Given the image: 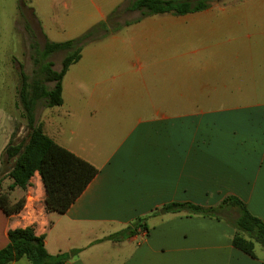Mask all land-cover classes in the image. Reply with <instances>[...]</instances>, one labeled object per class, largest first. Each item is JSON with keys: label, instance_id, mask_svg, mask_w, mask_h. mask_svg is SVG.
<instances>
[{"label": "crops", "instance_id": "0c3cea01", "mask_svg": "<svg viewBox=\"0 0 264 264\" xmlns=\"http://www.w3.org/2000/svg\"><path fill=\"white\" fill-rule=\"evenodd\" d=\"M119 1L108 0L109 10ZM227 2L197 12L149 14L126 26L128 36L115 31L104 40L106 46L82 48L63 75L62 103L44 106L37 121L47 136L97 172L63 213L45 209L38 172L25 188L9 190L10 201L23 197L24 205L11 215L0 209V248L8 243L9 229L32 226L44 236L49 254H66L62 264H264L260 245L255 244L254 256L233 246L236 229L226 221L185 212L153 213L170 202L211 206L235 196L264 222V100L242 96L234 84L155 78L164 65L191 71L221 68L213 56L222 50L223 20L213 7L233 6ZM104 16L100 12L97 17ZM35 19L50 40L51 31ZM120 38L123 46L117 51ZM87 49L105 50L110 62L117 52L138 61L108 63L112 71L121 70L109 80L100 79L105 63L93 64L90 90L88 82L74 80L75 92L67 94V76ZM160 51L162 58L156 55ZM184 54L187 60L179 68L160 63ZM102 86H112L116 93H102ZM79 92L89 93L81 98ZM12 132L0 128V191L12 182L10 163L2 155ZM138 218H144L147 230L137 226L120 240L105 238ZM8 264L31 263L21 257Z\"/></svg>", "mask_w": 264, "mask_h": 264}, {"label": "trees", "instance_id": "16d2710c", "mask_svg": "<svg viewBox=\"0 0 264 264\" xmlns=\"http://www.w3.org/2000/svg\"><path fill=\"white\" fill-rule=\"evenodd\" d=\"M210 2L211 0H125L116 6L105 20L95 23L75 38L60 42L46 39L43 45L32 43L30 50L34 69L30 77H23L18 93L27 129L23 137L15 139L17 133L15 128L2 153L4 161L12 163L7 172L12 182L6 191H0V209L6 215L17 213L24 205L23 197L11 202L8 191L16 186L25 188L35 172L40 175L44 186L45 209L59 213L66 211L97 172L92 164L47 136L35 115L39 102H44V106L48 107L62 103L63 75L68 66L79 59L83 45L112 34L121 26L143 16L197 12L208 8ZM121 6H124V10L138 11L139 16L133 20L119 22L116 18L120 15ZM58 51H63L64 56L60 69L56 70L49 57ZM167 212L199 214L226 221L236 229L232 237L234 247L251 256H254L255 244L264 249V222L251 214L246 204L235 196H226L217 205L211 206L191 202H170L157 208L153 213ZM142 220L144 218H138L132 226L105 238L120 240L126 234L134 233L137 226L147 230ZM7 235L8 243L0 248V264H8L21 257L27 258L31 264H62L66 259L64 253L49 254L45 248L44 236L35 234L32 226L9 229Z\"/></svg>", "mask_w": 264, "mask_h": 264}, {"label": "rangeland", "instance_id": "374dc122", "mask_svg": "<svg viewBox=\"0 0 264 264\" xmlns=\"http://www.w3.org/2000/svg\"><path fill=\"white\" fill-rule=\"evenodd\" d=\"M227 1L233 6L225 7L223 10L217 9L220 8L219 6L213 7L214 14L218 15L221 21L223 20V29L219 32L221 37L218 40L219 48L222 50L213 56V61L221 68L191 71L164 65L162 69L156 71L155 78L160 80L170 78L176 80L177 84L189 81L207 82L212 85L224 83L233 86L232 84H234L235 88L240 89L242 96L251 95L253 98L264 100V0H211L210 3L213 5ZM124 2L125 0L119 1L118 5ZM107 3L108 0H0V128H11L13 131L17 128L18 138L23 137L27 129L18 93L23 77H30L34 69L30 50L32 43L37 42L39 45H43L47 39L35 17L42 26H45V29L51 31L50 40L62 41L69 37L75 38L95 23L105 20L107 15L118 6L109 10ZM123 7L121 6L120 15L116 18L119 22L133 20L139 16L138 11L124 10ZM100 12L105 14L103 19L97 17ZM129 24L121 26L117 31L119 33L125 31V36H128L126 26ZM159 32H156L155 35ZM109 35L86 42L82 48H90V46L100 43L102 46H106L104 40ZM121 44L123 43L120 38L114 46ZM122 46L118 47L117 51H120ZM154 46L160 49L161 43H155ZM88 49L83 58L79 60V65L73 67L67 76V79H70L66 80L67 94L75 92L74 80H78L75 84L82 82H88L86 85L89 84L92 72L90 67L93 64L105 63L100 67L106 70L104 71L106 74H103V71H97V73L103 74L100 79L109 80V75L112 73L119 75L121 72L119 69L112 71V65L117 66L126 62L138 61L130 56L126 59L127 55L117 52L115 55L117 59L110 62L107 61L104 54L105 50L97 53ZM156 55L161 58L164 56L162 51ZM186 55L180 56L181 59L168 61L160 59V63H176L179 68V65L187 60ZM63 56L64 52L58 51L49 57L53 62L54 69H60ZM108 63L113 64L109 67ZM135 78H137L136 75L124 80L129 81ZM115 91L112 86L107 88L102 86L100 90L107 95H112L116 93ZM85 93L79 92L80 97L87 96L89 92ZM220 104L222 103H209L211 106ZM43 107L44 102H39L35 111L37 120ZM11 164L9 165L11 166Z\"/></svg>", "mask_w": 264, "mask_h": 264}, {"label": "water", "instance_id": "95a60500", "mask_svg": "<svg viewBox=\"0 0 264 264\" xmlns=\"http://www.w3.org/2000/svg\"><path fill=\"white\" fill-rule=\"evenodd\" d=\"M15 160V159H14Z\"/></svg>", "mask_w": 264, "mask_h": 264}]
</instances>
